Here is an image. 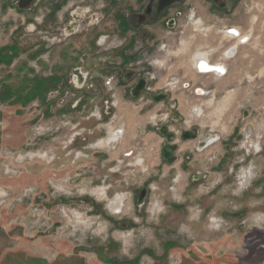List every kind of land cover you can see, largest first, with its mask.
<instances>
[{"label":"rangeland","instance_id":"obj_1","mask_svg":"<svg viewBox=\"0 0 264 264\" xmlns=\"http://www.w3.org/2000/svg\"><path fill=\"white\" fill-rule=\"evenodd\" d=\"M158 2L0 0V264H264V0Z\"/></svg>","mask_w":264,"mask_h":264},{"label":"flooded vegetation","instance_id":"obj_2","mask_svg":"<svg viewBox=\"0 0 264 264\" xmlns=\"http://www.w3.org/2000/svg\"><path fill=\"white\" fill-rule=\"evenodd\" d=\"M166 24L168 27H172L174 29V27L176 26V20L174 18H169L166 21ZM195 24V28H199L200 27V21L198 22H194ZM230 32L226 30L221 31L220 33L222 34V38L224 39H228L229 40H233V44L230 45L229 47H227L224 51H223V57H225L226 59L232 58L233 56H235V54L237 53L239 47L242 45V43L245 42V45L248 44V35H243L241 31H239V29L237 28H230ZM235 31V32H234ZM206 32V31H204ZM234 32V33H233ZM244 45V44H243ZM222 47V46H221ZM220 47V48H221ZM181 51H186V45H183V47L181 48ZM192 64L195 68V71H197L199 74L201 75H222L226 72V70H228L227 67H225V65L222 63H215V62H211L210 59L207 56V52H196L193 56H192ZM155 65H160L161 67L162 62L159 64V62L157 63V61L154 62ZM201 65H205L207 68L210 69L211 72L206 71V72H202L201 70H199ZM205 93V91L203 89H198L197 94L198 95H203ZM231 96V94H227L226 96H224L225 98H223L222 100H220L217 104H214V102L212 101V98L209 99L205 104H204V108L211 110L212 112L205 114V112H203V109L200 107H193L191 109V113L192 116L196 119L201 120L202 124H205V121H207L208 119H211L212 116L216 117V121L213 122L214 126L218 125V120L221 118L222 114L227 110V108H224L222 103H224L225 101H229L231 98H229ZM227 98V99H226ZM226 99V100H225ZM220 115V117H219ZM212 125V126H213ZM213 126V128H215ZM185 132H194V134L198 135L197 131L195 129H190L189 131H185ZM185 132H182L180 137L182 138V136L185 134ZM169 137L170 135L167 134ZM206 136L202 137L203 139H200L197 143L202 145L205 138H207V134H205ZM122 134L119 131H115L112 133V135L107 139V140H100L99 142H97V147L98 148H104L107 146H110L112 143H116L119 142L120 138H121ZM113 141V142H110ZM259 146V145H257ZM258 148V147H257ZM46 155H43V157H45ZM42 157V158H43ZM79 157V156H78ZM245 173V172H244ZM243 173V174H244ZM247 174L249 175L250 172H247ZM250 177V175L248 176ZM246 180V179H245ZM249 180V178H248ZM248 180H246V182H248ZM245 182V183H246ZM93 195L96 196H102V197H107V191L104 189H101L99 192H94L92 193ZM116 198L114 199H120L121 201L118 203L121 205L122 202V197H120L119 195L115 196ZM117 202H115V200L112 202L113 205V209L116 210V213H119V207L117 208L116 205Z\"/></svg>","mask_w":264,"mask_h":264},{"label":"water","instance_id":"obj_3","mask_svg":"<svg viewBox=\"0 0 264 264\" xmlns=\"http://www.w3.org/2000/svg\"><path fill=\"white\" fill-rule=\"evenodd\" d=\"M181 0H159L157 8L158 10H162L170 5H172L174 2H180ZM231 31V30H230ZM139 89H142L145 87V84L143 81H140L139 86H137ZM160 133H162L165 136H168L165 132V129H161ZM213 136V135H211ZM208 137V136H207ZM217 137V136H214ZM196 138V135L194 134V132H185V134L182 136V140H186V139H194ZM217 140V139H216ZM213 140V141H216ZM209 145V144H208ZM203 148H205V146L200 147V144H198V149L202 150ZM175 150L174 146H167L164 148L163 150V155L164 158L167 159L168 163H173L176 160V157L173 155V151Z\"/></svg>","mask_w":264,"mask_h":264},{"label":"bare ground","instance_id":"obj_4","mask_svg":"<svg viewBox=\"0 0 264 264\" xmlns=\"http://www.w3.org/2000/svg\"><path fill=\"white\" fill-rule=\"evenodd\" d=\"M234 32H235V31H234ZM234 32H233V33H234ZM199 70H201L202 72H206V71L211 72L210 69L207 68L205 65H201L200 68H199ZM197 91H198V90H197ZM202 94H203V93H202ZM204 95H205V93L203 94V96H204ZM231 97H233L232 94H231V96H230L229 98H231ZM226 99H227V98H226ZM226 99H225V100H226ZM230 102H231V101H230ZM222 105H223V106H229L230 103H229V101L227 100V101H225L224 103H222ZM216 139H217V137L211 136V134H209L208 137L205 138L203 144L200 145V147L207 146L208 144L214 143L213 140H216ZM110 142H113V141H110Z\"/></svg>","mask_w":264,"mask_h":264},{"label":"built area","instance_id":"obj_5","mask_svg":"<svg viewBox=\"0 0 264 264\" xmlns=\"http://www.w3.org/2000/svg\"><path fill=\"white\" fill-rule=\"evenodd\" d=\"M230 32V31H229Z\"/></svg>","mask_w":264,"mask_h":264}]
</instances>
